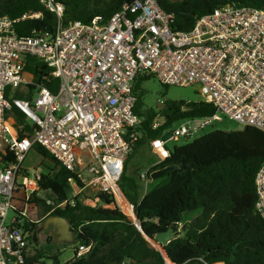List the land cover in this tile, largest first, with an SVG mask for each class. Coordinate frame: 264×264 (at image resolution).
Wrapping results in <instances>:
<instances>
[{
  "label": "built area",
  "instance_id": "built-area-1",
  "mask_svg": "<svg viewBox=\"0 0 264 264\" xmlns=\"http://www.w3.org/2000/svg\"><path fill=\"white\" fill-rule=\"evenodd\" d=\"M43 2L63 15L61 5ZM34 18L40 14L0 16V147L15 156V162L0 167V264H24L31 255L30 235L22 226L39 222L30 212L37 210L31 200L41 172H30L23 163L34 144L73 174L71 204L88 191L121 194L118 184L143 121L135 113L139 79L154 76L166 86H199L217 112L264 132V9L227 5L183 32L173 29V16L157 0H134L108 21L97 17L90 23L59 24L52 33L19 35L17 25ZM27 56L51 68L49 81H58L56 92L37 86L31 100L15 97L34 85L26 72ZM14 105L37 125L33 138H19L9 116ZM211 122V117L186 119L163 135L192 137ZM162 136L150 141L159 159L168 155ZM140 177L149 181L147 172ZM255 186L256 210L264 219V164ZM87 251L80 246L77 254Z\"/></svg>",
  "mask_w": 264,
  "mask_h": 264
},
{
  "label": "trees",
  "instance_id": "trees-1",
  "mask_svg": "<svg viewBox=\"0 0 264 264\" xmlns=\"http://www.w3.org/2000/svg\"><path fill=\"white\" fill-rule=\"evenodd\" d=\"M52 1L63 7L61 17L48 9L43 0H0V16L19 19L24 14L39 13L40 18L17 25L19 35L28 37L34 30L52 33L59 24L90 23L97 17L108 21L125 3L134 0ZM157 1L173 16V29L183 32L190 31L200 17L227 5L264 9V0ZM25 61L26 72L34 77V85L29 86L27 93L16 91L15 97L31 100L37 86H47L56 92L58 81H49L51 68L35 57L27 56ZM148 78H141L134 85L138 99L135 113L143 121L118 184L133 205L144 234L135 219L119 209L113 193L82 194L71 204L68 200L73 174L43 146L33 145L32 150L42 157L39 166L42 169L38 168L39 191L31 200L39 209L42 218L39 222L46 218L66 221L76 242L71 260L62 262L59 254H55L49 256L50 264H264V219L256 210L255 186L256 174L264 164V132L251 126H241L237 131L214 130L168 150L165 158L148 169L147 178L152 187L142 194L141 177L129 174L131 159L141 149L151 151L150 141L161 137L177 122L212 118L217 113L213 103L205 99L165 102L158 113L154 110L142 113L143 94L139 85ZM9 94L11 90L7 92L8 98ZM9 116L19 138L34 137L37 125L22 109L14 105ZM157 121L161 125L152 130V124ZM2 162L3 166L15 162L14 153L7 150ZM119 202L132 213L126 200ZM192 214L193 217L186 218ZM39 222L26 221L22 226L30 235V245L34 244L33 235L39 231ZM169 229L174 233L167 246L150 240L155 241ZM80 246L89 247V251L78 256ZM42 253L36 248L24 264H46Z\"/></svg>",
  "mask_w": 264,
  "mask_h": 264
},
{
  "label": "rangeland",
  "instance_id": "rangeland-1",
  "mask_svg": "<svg viewBox=\"0 0 264 264\" xmlns=\"http://www.w3.org/2000/svg\"><path fill=\"white\" fill-rule=\"evenodd\" d=\"M139 88L140 93L143 94L141 112L144 114H146L148 110H154L157 113L160 112L164 108L162 102L201 101L204 99L199 91V86H166L163 85L154 76L143 80L140 83ZM28 89L20 90L27 93ZM182 122L183 121L177 122L174 125L173 130H177L181 126ZM241 128L242 127L235 120L231 119L221 112H217L216 115L212 117L210 126H206L204 129L197 131L192 137L181 136L177 140H169L166 143V148L172 151L175 147L182 146L214 130L237 131ZM158 160V155H156L155 153L145 148L141 149L138 154H136L131 159L129 174L139 178L142 174L148 171L153 163L158 162ZM41 163L42 157L32 150L26 157L23 163V167L27 168L30 172H33L38 169L39 166H41ZM39 169L41 170L42 168L40 167ZM141 186L142 194H145L152 187V183L149 181L146 182L141 180ZM87 196H92V193L88 191ZM121 197L129 203L132 208V213L127 212L121 206L119 202V200L122 199ZM114 198L119 209L127 216H131L135 219L134 207L124 196L123 192L121 191V194L115 195ZM125 206L128 209V206ZM30 215L31 218L35 221H39L40 219H42L39 213V209L31 210ZM12 216L13 213L11 212L9 214V218H11ZM193 216L194 214L188 215L186 216V218L190 219ZM184 222H186V219ZM39 228L41 230L39 235L37 236L39 243L38 245H30L29 254L34 255L36 252V248L38 250H42V254L45 256L43 261L46 264L51 263L49 256L55 254H59V259L62 262H67L74 257L76 242L74 239V235L70 232L69 227L64 220L56 218H46L42 222H39ZM153 245H155V247L157 248L159 247L157 244Z\"/></svg>",
  "mask_w": 264,
  "mask_h": 264
},
{
  "label": "water",
  "instance_id": "water-1",
  "mask_svg": "<svg viewBox=\"0 0 264 264\" xmlns=\"http://www.w3.org/2000/svg\"><path fill=\"white\" fill-rule=\"evenodd\" d=\"M170 138H171V133H170V132H168V133H166L165 135L162 136V140H163V141H166V142H167ZM168 154H169V153H168ZM135 221H136L138 227L140 228L141 232L144 234V232H143V230H142V228H141V225L138 223V218H137V216H135ZM65 222H66V221H65ZM66 223H67V222H66ZM67 225H68V224H67ZM173 233H174V230H173V229H169V230H167L166 232L160 233V234L156 237L155 241L152 240V239H150V238H149V239H150L151 241H153L154 243H155V242L159 243L160 246L163 247V246H167V245L169 244V242H170V240H171V237H172ZM33 243H34L35 245H38V243H39L38 238H37V234H36V233L33 235ZM36 264H43V263H42V262H38V263H36Z\"/></svg>",
  "mask_w": 264,
  "mask_h": 264
},
{
  "label": "crops",
  "instance_id": "crops-1",
  "mask_svg": "<svg viewBox=\"0 0 264 264\" xmlns=\"http://www.w3.org/2000/svg\"><path fill=\"white\" fill-rule=\"evenodd\" d=\"M11 121H12V124H13V119L11 118ZM14 127V126H13ZM15 129V128H14ZM17 132V131H16ZM6 151H7V148L6 147H0V167H4L3 166V162H2V155H4V154H6ZM157 155V154H156ZM158 159H159V157H158ZM40 233V232H39ZM39 241V240H38ZM224 264V263H223Z\"/></svg>",
  "mask_w": 264,
  "mask_h": 264
},
{
  "label": "flooded vegetation",
  "instance_id": "flooded-vegetation-1",
  "mask_svg": "<svg viewBox=\"0 0 264 264\" xmlns=\"http://www.w3.org/2000/svg\"><path fill=\"white\" fill-rule=\"evenodd\" d=\"M41 230H40V228H39V231H38V233H37V236L39 235V232H40Z\"/></svg>",
  "mask_w": 264,
  "mask_h": 264
},
{
  "label": "bare ground",
  "instance_id": "bare-ground-1",
  "mask_svg": "<svg viewBox=\"0 0 264 264\" xmlns=\"http://www.w3.org/2000/svg\"><path fill=\"white\" fill-rule=\"evenodd\" d=\"M120 196H121V195H120ZM121 198H122V197H121ZM121 200L124 202V199H123V198H122Z\"/></svg>",
  "mask_w": 264,
  "mask_h": 264
}]
</instances>
